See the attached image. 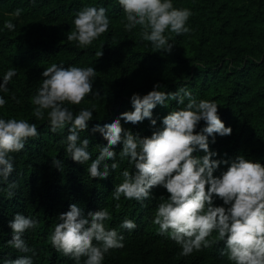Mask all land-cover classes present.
Segmentation results:
<instances>
[{
	"label": "clouds",
	"instance_id": "9594fccd",
	"mask_svg": "<svg viewBox=\"0 0 264 264\" xmlns=\"http://www.w3.org/2000/svg\"><path fill=\"white\" fill-rule=\"evenodd\" d=\"M118 3L125 14V31L130 32L139 26L141 39L151 42L156 50L171 53L174 45L169 43L166 31L176 35L190 32L186 23L192 12L187 8H175L172 0H118ZM21 11L17 9L14 16L19 17ZM73 23L75 29L67 36L68 41L87 47L107 32L110 21L104 7L87 6L76 14ZM4 27L9 31L15 29L11 20L6 21ZM102 54L97 53L99 57ZM15 75L14 68L4 74L0 91H8L7 86ZM95 75L93 67H63L55 63L47 67L42 73L43 80L37 94L31 98L35 105L32 115L42 120L48 110L47 120L52 133L70 125L66 140L61 143L66 144V152L74 162L84 164L91 160L87 172L93 179H107L110 172L119 168L117 153L113 149L122 144L118 154L120 160L127 159L135 171L125 169L122 172V182L114 188L112 199L118 202L123 196L143 202L154 198L151 194L153 188H164L169 195L159 197L153 223L159 227L160 235L181 246V255L188 256L194 250L211 247L218 239L224 241L228 259L234 264H264V165L238 156L227 171L214 176L220 164L228 162L212 159L217 154L209 150L208 138L212 137L214 143V134L225 137L232 133V129L220 119L217 103L203 99L197 102L183 87L175 93H167L161 91L164 86L157 83L146 95L131 96L132 111L122 113L103 127L97 124L92 128V133H100L107 141L106 145H100L99 155L92 160L88 151L90 141L88 138L81 141L80 132L88 129L95 105L92 109H80L76 114L65 105H80L86 96L92 94ZM12 99H16L15 95ZM169 99L184 107L165 116L162 129L154 131L150 137L134 135L121 125V120L136 125L147 119L155 127L152 112L158 104L165 105ZM6 103L0 97V108ZM200 121L206 126L196 132ZM38 134L37 126L26 119L0 118V177L7 180L14 171L10 153L22 151L26 142ZM198 151L206 154L198 157L195 155ZM106 159L114 162L104 164L101 171V163ZM61 165L60 160H53L54 167L59 169ZM17 187L15 182L10 183L8 195H14L12 190ZM214 197L222 200L224 206H213ZM115 207L119 209L120 204L116 203ZM110 219L106 208L90 211L85 216L77 204H71L69 211L59 215L60 222L49 237L50 243L64 256H71L77 264H80L81 257H86L84 264H102L110 250L124 247V237L116 229L106 227L105 221ZM37 223V220L17 213L8 225L12 230L8 243L35 255L23 235L26 230L34 229ZM136 227V223L127 218L120 225L121 229L129 231ZM214 231L218 237L208 240ZM4 264H33V261L25 256L6 260Z\"/></svg>",
	"mask_w": 264,
	"mask_h": 264
},
{
	"label": "rangeland",
	"instance_id": "374dc122",
	"mask_svg": "<svg viewBox=\"0 0 264 264\" xmlns=\"http://www.w3.org/2000/svg\"><path fill=\"white\" fill-rule=\"evenodd\" d=\"M69 1L53 0L51 5L44 0H8L0 5V24L4 33L26 35L52 47L50 52L44 47L40 49L42 53L37 51L35 57L22 60L0 57V84L10 68L17 73L10 80L8 91H0V97L7 101L0 108V118L26 119L36 126L49 124L48 110H45L42 120L32 115L35 105L31 103V98L42 84L43 71L54 63L63 67H93L96 71L92 78L93 93L86 96L80 105H65L74 114L83 108L92 109L95 105L93 114L100 119L118 113L121 115L131 111L130 98L133 94L146 95L157 83L163 85L160 90L167 93H170L167 91L170 88L175 93L179 88L192 84L191 89L195 93L193 99L215 101L218 111H221L225 107V94L232 84V70H241L246 86L244 99L252 98L251 109L255 114H260V104L264 100L257 96L259 92L256 90L261 86L259 77L264 76V0H172L175 8H187L192 15L186 23L190 32L176 35L166 31L165 35L170 37L169 43L174 45L171 53L156 50L151 42L142 40L139 26L130 32L125 31V14L118 0H80L84 7H104L110 21L109 28L87 47L79 46L76 41H68L67 36L75 29L73 21L76 15L66 13L53 19L49 17V11L54 6H63L66 10ZM17 9L22 10L19 17L14 16ZM9 20L15 25L13 31L4 27ZM100 52L103 53L101 57L97 55ZM219 62L222 65L217 67ZM205 69L208 70L207 79L199 75L198 80L191 83L192 71L203 74ZM13 95L15 100L12 99ZM122 126L129 130L123 120ZM88 151L92 160L99 155L98 148ZM90 163L91 160L85 165L87 178H90L87 172ZM115 172L117 177L118 170ZM37 180L43 183L45 176L41 173ZM86 192L85 189L77 195L82 204L87 202ZM18 201L17 196L8 197L6 192L0 193V208H8L10 214ZM116 203L120 204V208H116L117 213H122L129 208L131 200L122 196ZM129 236L138 243L139 249L141 246V253L129 254V250L133 249L125 245L117 256L119 264H169L178 260L173 257V250L181 248L179 244L176 246V243L167 240H150L133 236L132 233ZM217 237L218 233H215L211 240ZM192 256L197 257L195 250Z\"/></svg>",
	"mask_w": 264,
	"mask_h": 264
},
{
	"label": "trees",
	"instance_id": "16d2710c",
	"mask_svg": "<svg viewBox=\"0 0 264 264\" xmlns=\"http://www.w3.org/2000/svg\"><path fill=\"white\" fill-rule=\"evenodd\" d=\"M8 0H0V5ZM46 4H53V0H44ZM65 6V5H64ZM64 7L54 6L49 11V17L56 19L60 15L66 13H73L76 15L83 9L80 0H70L68 5ZM47 43L44 41L33 39L26 35L21 34H6L1 29L0 24V57L7 60H22L29 57H35L36 52L40 49H45ZM48 52L52 47H47ZM70 52L69 50H66ZM217 67L222 65L221 62L217 63ZM208 70H203V74L191 73V83L198 80L199 75H204L207 79ZM211 73H214L210 70ZM231 86L225 94V107L223 110L218 111V115L226 127L232 129L229 136L221 137L215 135V142L213 138L209 137V150L216 153L213 160L227 161L228 163H221L220 166L214 171V176L218 177L223 172L227 171L231 162L235 161L238 156H243L245 159L252 162H259L264 165V103L260 104V114H255L251 109L252 98L245 100V87L243 84L244 76L241 70H232L230 72ZM212 80L215 81V77ZM246 84V82H245ZM260 87L257 88V96L264 100V76L259 77ZM247 85V84H246ZM185 86V84H184ZM193 85H187L186 88L192 95ZM249 87V86H247ZM170 93H174L173 89H169ZM197 102L200 100L196 99ZM187 102L185 103V105ZM184 105H178L177 101L169 99L165 105H157L152 112V118L156 120V125L153 127L151 122L145 119L142 123L136 125L128 124L129 130L134 135L140 137H150L152 133L158 129H162L163 118L170 114V112L179 110ZM131 106V111H132ZM120 114H114L110 118L100 119L93 114V119L88 122V129L80 132V140L88 138L89 148H100V145H106L100 133H92V128L99 124L101 127L105 124L112 123ZM122 125V120H121ZM206 124L200 121L196 132H199ZM68 127L63 130H58L57 133L50 131L49 124H41L37 126L38 136L30 138L25 145V148L18 153H10L13 158L14 171L10 174L7 180L0 177V193L6 192L8 194V185L15 182L18 187L13 189V196H17L19 201L14 205L15 210L12 214L0 208L2 216L0 221V264H4L6 260H15L18 257H31L33 264H77L71 256H64L58 252L50 243V235L54 231L59 215L69 211L71 204H77L85 216L88 212H96L106 208L111 216L110 220L105 221L106 227L109 229H116L118 234L124 237L123 244L132 247L129 254L138 255L141 253V246L139 249L138 243L131 239L129 236H143L150 240H173L159 234V227L153 223L155 212L158 204L160 203L159 197H168L167 191L162 187H156L151 190L154 198L138 202L131 200L130 206L126 211L117 213L116 201L112 199V192L114 188L122 182V172L127 169L130 172L135 171L132 165L129 164L127 159L120 160L119 152L122 150V144L117 145L113 150L117 153V161L119 162L118 175L116 172H110L109 177L105 180L87 178L85 176L86 162L80 164L74 162L70 155L66 152V144L61 143L66 140L68 135ZM99 153V152H98ZM206 153L198 151L195 153L198 157H203ZM58 159L62 162L61 167L58 169L53 166V160ZM114 161L106 159L101 163L100 170H103L104 164L111 165ZM91 164V163H90ZM87 166V168L90 166ZM45 176L43 183L37 180L39 174ZM87 190V202L82 204L78 201L77 195L83 190ZM9 197V195H8ZM213 206H222V201L218 197H214ZM19 213L26 217L37 220V226L34 229H28L23 235V239L27 242L29 249L35 251L22 252L14 248L8 243L12 238V230L9 228V222L14 216ZM11 215V217H10ZM133 220L137 227L134 230L121 229L120 225L124 219ZM5 227L7 229H5ZM214 231L207 239L211 240ZM96 244L95 241H93ZM176 243V242H174ZM178 244L176 243V246ZM175 246V247H176ZM121 249L110 250L105 254L102 264H119L117 256ZM182 248L173 250V257L178 260L169 264H232L229 261L227 250L224 241L216 240L211 247L203 248L201 251H196L197 257L192 254L188 256L181 255ZM223 253V254H222ZM86 257H81L80 264H84Z\"/></svg>",
	"mask_w": 264,
	"mask_h": 264
}]
</instances>
